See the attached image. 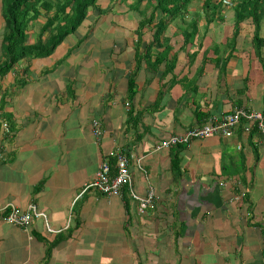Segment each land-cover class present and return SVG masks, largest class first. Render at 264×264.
Here are the masks:
<instances>
[{
    "label": "crops",
    "instance_id": "crops-1",
    "mask_svg": "<svg viewBox=\"0 0 264 264\" xmlns=\"http://www.w3.org/2000/svg\"><path fill=\"white\" fill-rule=\"evenodd\" d=\"M196 1L157 40L149 24L137 38L134 0H97L52 49L55 26L42 27L51 12L40 8L27 23L22 45L50 52L19 58L0 78L9 120L0 127V264H264L260 134L237 126L227 137L155 149L235 106L264 114V36L254 50L250 23L235 24L224 5L218 15L230 13L233 29L222 47L210 31L219 16ZM3 28L0 6V62ZM115 148L125 153L132 189H153L144 212L127 195L81 190ZM29 203L45 224L2 220L8 205ZM58 233L66 236L45 256Z\"/></svg>",
    "mask_w": 264,
    "mask_h": 264
},
{
    "label": "trees",
    "instance_id": "trees-1",
    "mask_svg": "<svg viewBox=\"0 0 264 264\" xmlns=\"http://www.w3.org/2000/svg\"><path fill=\"white\" fill-rule=\"evenodd\" d=\"M194 0H134L131 4L140 14L138 28L135 34L138 39L141 37L140 30L143 26L152 25V38L157 40L161 36L166 24L181 16L188 11V5ZM144 2V4H141ZM139 4L144 6L143 10H139ZM97 0H0L1 17L4 21L1 55L3 60L0 62V78L6 70H8L19 58L23 56L46 55L50 52L47 47L45 50L39 49L35 45L30 47L22 45L24 35L23 30L27 23L33 20L39 13L40 8L46 13V21L43 28L55 26L57 33L51 38L52 49L64 34L71 31L85 17L88 7L97 6ZM232 8L234 23L248 21L252 26L251 43L254 50L258 51L262 47V38L259 35L260 19L264 15V0H201V8L204 14L215 15L219 13L222 6ZM218 11V12H217ZM217 12V13H216ZM196 15V14H193ZM220 18V14L218 15ZM192 22L196 21L195 17L191 18ZM233 38V36H231ZM148 50L150 47H147ZM158 58V59H157ZM154 62L155 66L159 63L160 57ZM264 58V57H262ZM264 71V59H262ZM133 73L128 76V95L133 93ZM4 101L0 96V127L2 124L9 125V120L2 111ZM130 114V113H129ZM255 130V128H253ZM174 165L177 164L172 159ZM113 171V169H112ZM122 194L126 195L125 190ZM52 241L46 244L45 256L48 255L51 248L64 238V234L58 233Z\"/></svg>",
    "mask_w": 264,
    "mask_h": 264
},
{
    "label": "built area",
    "instance_id": "built-area-1",
    "mask_svg": "<svg viewBox=\"0 0 264 264\" xmlns=\"http://www.w3.org/2000/svg\"><path fill=\"white\" fill-rule=\"evenodd\" d=\"M237 126H240V130L243 133L255 128L264 142V114L260 111L235 106L219 117H209L199 125L167 135L156 144L155 149L187 144L192 139H201L208 135L227 137L232 134ZM92 127L93 134L96 136L99 126L94 123ZM1 128L5 131L7 130V125L2 124ZM136 167L145 174V170L139 162H137ZM88 188L103 195L114 194L117 196H121L123 190H125L127 197L136 204L138 212H144L151 207L154 199L153 189L148 184L141 194L132 189L127 158L120 148H115L110 156L103 158L97 164L91 180L84 184L81 190ZM37 218L41 219L44 224L46 223L44 212L38 209L35 204L29 203L23 209L16 208L10 204L2 220L19 228H28ZM46 230L51 231L52 229L48 226Z\"/></svg>",
    "mask_w": 264,
    "mask_h": 264
},
{
    "label": "rangeland",
    "instance_id": "rangeland-1",
    "mask_svg": "<svg viewBox=\"0 0 264 264\" xmlns=\"http://www.w3.org/2000/svg\"><path fill=\"white\" fill-rule=\"evenodd\" d=\"M107 1V0H102ZM201 3V0H197L196 4ZM216 19V18H215ZM219 21V25H214L210 28V31H212V35L214 37H217L218 39H221V46H225L227 44L228 40V34L232 31L233 27H231L230 23V13H227L224 15L223 13H220V18L217 19ZM229 22V23H228ZM217 26V27H216ZM262 34L264 36V15L260 19V31L259 34ZM226 38L224 39V37ZM246 42H249L248 39H246ZM233 43V42H231Z\"/></svg>",
    "mask_w": 264,
    "mask_h": 264
},
{
    "label": "clouds",
    "instance_id": "clouds-1",
    "mask_svg": "<svg viewBox=\"0 0 264 264\" xmlns=\"http://www.w3.org/2000/svg\"><path fill=\"white\" fill-rule=\"evenodd\" d=\"M108 157V156H107Z\"/></svg>",
    "mask_w": 264,
    "mask_h": 264
}]
</instances>
